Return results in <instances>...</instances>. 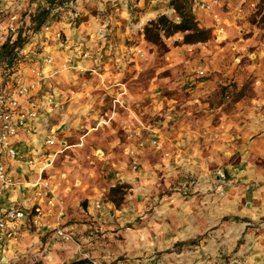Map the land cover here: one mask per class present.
Listing matches in <instances>:
<instances>
[{
    "label": "crops",
    "instance_id": "1",
    "mask_svg": "<svg viewBox=\"0 0 264 264\" xmlns=\"http://www.w3.org/2000/svg\"><path fill=\"white\" fill-rule=\"evenodd\" d=\"M5 1L0 0V9ZM126 1L73 0L79 17L77 27H70L69 22L61 18L52 25L53 32L61 31V39H54L52 33L44 34L43 48L53 57L55 54L64 58L69 55L71 60L67 67L72 69L84 62L83 55L87 53L84 51L89 46L95 52L90 53L96 55L90 57L91 61L97 63L102 54L99 44L107 39L99 36L108 25V95L113 102L136 105L147 101L150 103L146 108L148 114L157 113L162 106L156 126L151 125L140 141L129 142L125 135V156L130 171L124 165L113 171L109 193L123 184L140 190L144 189V184H149L152 194L139 192L135 197L141 201L137 211L142 210L153 196L155 202L162 203L154 209L153 217L160 220L168 218V223L161 225L156 220L152 242L144 240L141 246L139 243L137 246L144 250L169 251L167 254L127 255L125 259L113 262L114 258L108 255V208L112 202L108 203L106 195L103 198L102 189L97 188L92 172L90 177L78 170L70 175L64 168L49 172L51 165L47 164L60 150L52 153L53 148L45 147L43 142L47 137L57 141L56 130L62 123L57 126L54 121L61 122L68 113L66 100L49 88L48 92L40 91L42 94L36 91L37 96L42 103L43 97L51 95L58 106L57 111L49 113L48 108L41 105L36 120L13 142L16 149L37 164V168L6 158L8 177L14 186L1 190L0 204L30 212L35 205L43 207L46 197L41 194L35 196V193L47 186L55 189V196L62 202V215L45 217L40 225L25 228L18 240L0 244V264H89V261L98 264L110 261L113 264H264V180L258 176L260 167L250 160L254 152L262 153L264 157V148L261 152L264 144V30L255 28L256 23L247 25L245 20L241 22L245 9L255 3L250 0H219V6L211 13L190 8L198 27L211 34L213 31L214 37L205 43L192 45L183 44L182 37L167 38L168 50L164 55L158 57L149 46L144 50L143 63L140 64L142 61L132 57L126 48L145 49L143 34L138 38L132 34L142 33L152 13L143 14L130 25L126 19V5H123ZM136 1L137 8L147 10L162 0ZM106 5L108 19L105 21L87 12V8L102 10ZM119 10L123 18L117 19ZM168 12L174 13L172 8ZM87 14L88 18L82 21ZM135 39L136 43L128 41L134 42ZM103 52L107 54L106 50ZM53 65L41 68L44 79L49 80L55 74ZM62 67L65 68L64 63ZM143 70H148L145 83L136 81ZM200 71L204 76L198 75ZM248 78L252 81L247 87L252 89L248 97L252 102L250 108L241 110L242 99H236L238 101L228 106L220 103V93L243 90ZM177 86H185L189 92L182 105L188 106L184 108L171 94L165 93ZM55 114L54 120L50 119ZM175 118L176 127L170 126V120L175 121ZM134 129L140 128L129 127L125 132ZM153 138L161 139V144L169 141L167 149L162 150L168 153L167 159L157 150L151 151L149 143ZM130 147L137 152L136 171H132L126 154ZM235 154L239 161L231 164L229 160ZM218 173L224 177L220 178ZM158 174H161L165 185L179 184L185 192L189 189L198 192L189 195L172 193L164 197L158 194L154 197L152 175L155 178ZM155 182L162 187L161 180ZM35 183H38V188H28ZM209 188L217 193L205 192ZM97 201L101 204L99 209L95 208ZM230 217L233 220H226ZM58 227L69 232L74 242L55 239L53 230Z\"/></svg>",
    "mask_w": 264,
    "mask_h": 264
},
{
    "label": "rangeland",
    "instance_id": "2",
    "mask_svg": "<svg viewBox=\"0 0 264 264\" xmlns=\"http://www.w3.org/2000/svg\"><path fill=\"white\" fill-rule=\"evenodd\" d=\"M63 1L64 0H57V2L56 0H21L17 8L13 6L14 13L18 17V21L23 23L24 28L18 29L17 37H19V40L16 38L17 44L15 46L9 44L8 39L6 41L4 40L3 44L0 45V85L11 87L14 86L16 82L21 84L29 81L33 78L30 72L32 67L38 71H41V68L45 67V65L42 64L41 55L49 54L52 57V63H54L53 67L55 68L54 70H56L55 74L49 80L43 79L40 81L38 92H48L49 88L55 90L56 93L60 94V96L66 100V111H68V113L61 122L58 123V121H54L57 126L62 124L59 130H56L57 141L55 140L54 144L51 146L53 148L52 153L58 150H60V152L48 162L49 165H51L49 172L54 169L64 168L70 175L73 171L78 170L86 177H90L89 175L92 172L97 188L99 190L102 189L100 192L103 198L106 195L108 197V203L112 202V206L108 208V255L114 258L113 262L119 259H125L124 256L126 257L127 255L152 254L156 252L159 254H167L169 250H144L143 247L138 248L137 246L138 243L141 246L142 244L140 243L144 240L150 243L152 242L153 236L155 235L153 232V223L156 222V220L158 223L160 222L161 225L165 222L168 223V218L160 220L153 217L154 209L159 208L160 205L162 206L160 201L155 202L152 199L153 196L150 197L151 199L147 200L142 210L137 211L138 203L141 201L137 200L135 197L139 192H145L147 195L152 194L153 191L149 189V184H144L143 190L137 189L135 186L123 184V186H118L115 191L112 190L109 193L111 189L109 185L112 180L113 171L122 165L125 166L126 170L130 171L125 156L127 144L125 131L129 127H135L140 128L143 133H145L147 129H151V125L156 126L155 123L161 118L163 108L160 106L161 108L157 109V113L160 114H148V109L146 110V108L150 103L147 101L140 102L136 105L121 101L113 102L111 96L108 95V25L104 30H101L99 36L102 39H107L105 43L99 44V49L102 54L97 63L91 61L90 57H96V55L92 54L95 52H92L93 48L89 46H86L88 49L84 51L87 52L88 55L85 59H82L84 62L81 63L80 67L73 66L72 69L67 67L68 64H70L68 61L71 60V58L68 57L69 55L64 58L58 57V55L55 54L56 56L53 57L48 50H44L43 41L45 35L42 32V27L45 24H56L61 18H63L64 21L69 20V15L66 10H63L62 16L60 14L50 15L55 6H60V9L64 8ZM250 1L255 3V5L245 9L243 19H241V22L245 20V24L248 23L247 25H251L250 22H252L253 19H256L257 22L259 21V16H257L258 8L260 6L264 7V0ZM9 2L11 3V0L2 2L3 7L7 6ZM126 2L127 3L123 5H126L128 14L126 19H128L127 21L130 25L136 23L141 16H144L143 14H148V12L152 13L149 14L151 16L147 18L149 22L156 20L157 17L162 14L166 15L171 20H176L175 13L170 14V12H168L171 10V0L157 2L158 4H156V7H153V9L147 7V10L137 8L135 4H137L138 1L136 0H127ZM107 6L108 5L102 10H92L90 7L87 8V12H91L90 15L96 17L100 21H105L108 17ZM42 11L46 12L45 24L43 23L39 28L35 29L36 24L32 18ZM119 12L121 11L119 10L117 12V19L121 16ZM146 16L147 15H145V17ZM84 17H82V21L88 18V14ZM121 17L123 18V16ZM257 22L256 25H254L255 28L264 30V24ZM246 29H248V26ZM140 34H143V29L142 33L140 31L137 35L133 33L132 37L138 38ZM250 34L251 33L246 34L245 37ZM172 37H182V35L176 34ZM212 37H214L213 31L212 34L210 33V38ZM165 40V38L162 39L164 48H160L145 41V49H142L143 47L131 49V47L128 46L126 51L129 52L132 57H137L142 61L140 63L142 64L144 50H147L149 46L152 47L151 49L156 52L158 57L164 55L168 50ZM128 41L130 43H136V39L134 42L131 40ZM174 44H177V42H174ZM22 49H25L26 54L17 55ZM104 50L107 51V54L103 52ZM63 63L65 64V68L62 67ZM147 72L148 70H143L142 73L144 74L141 73V76L137 78L136 81L145 83L148 77ZM124 73L127 72L124 71ZM119 76H122V74ZM251 82L249 78L246 79L243 90L237 92L230 90L220 93V103H224L228 106L242 99L243 106L241 110L243 111L244 108H250L252 102L250 103L251 100L248 97L252 94V89H248L247 87ZM165 93L171 94L176 102L180 103V106L185 104V100L189 96V92L185 86H177L175 90L166 91ZM186 106H188V104L182 107L184 108ZM156 107H159V104ZM56 115L57 114H55L54 117H50V119L54 120ZM170 121V126L176 127L177 119L175 118V121ZM255 137L256 136L251 139ZM160 140L161 139H159V141ZM168 142L169 141L165 140L162 141L161 144L160 141L159 144L161 146L159 150L157 149L156 151V149L152 148L151 151H156L160 153L163 158L167 159L168 153L162 150L165 149V147L167 149ZM262 148H264V144L261 147V152L263 150ZM251 155L252 158H250V160L260 167L257 170L259 179L264 180L263 154L254 152L251 153ZM229 161L231 164L238 163V155L235 154ZM152 180L154 181L151 184L154 188V197L158 194L164 197L172 193L189 195L198 192L192 189L185 192L182 185L179 184L171 183L165 185V181L161 178V174L156 175L155 178L152 175ZM155 180H161L160 183L162 187L157 186ZM148 181H150V178H148ZM58 191L57 187V193ZM55 192L54 189V193ZM205 192L217 193L212 188L205 190ZM103 198L102 202H104ZM231 219L233 220L231 217L226 220ZM130 240L132 242H130ZM133 241H136L137 244H134ZM113 262L110 261L108 264H113Z\"/></svg>",
    "mask_w": 264,
    "mask_h": 264
},
{
    "label": "built area",
    "instance_id": "3",
    "mask_svg": "<svg viewBox=\"0 0 264 264\" xmlns=\"http://www.w3.org/2000/svg\"><path fill=\"white\" fill-rule=\"evenodd\" d=\"M20 2L21 0H11V3L9 2L7 6L0 9V45L7 39L9 44L14 45L18 36V29L24 28L23 23L18 21V17L14 13L13 8V6L17 8ZM188 2L191 10H200L207 13L213 12L214 8L219 6L220 3L219 0H188ZM63 7L60 9V6H55L50 15L60 14L62 16L63 10L66 9L69 15L68 22L70 27L76 28L79 17L74 8L73 0H64ZM42 32L43 34L52 33L53 38L56 40H60L62 36L61 31L53 32L52 25L50 24H45L42 27ZM24 54H26L25 49L17 53V55ZM87 56V53L83 55L84 58ZM41 61L43 65L49 66L52 64V57L49 54L41 55ZM30 72L33 78L29 82L21 84L16 82L11 87L0 85V192L2 189L14 186L8 177L5 164L6 158L20 164H25L33 169L37 168V164L33 160L27 159L22 151L14 147V140L22 130L36 120L37 111L41 105L46 106L49 113L55 110L57 111L58 108L54 104L51 95L43 97L42 103L39 101L40 97L37 96L36 91L39 89L40 81L45 77L41 71H38L34 67L30 69ZM198 75L200 77L204 76L203 71L198 72ZM126 138L129 142H138L143 138V131L141 129L128 131ZM53 144L54 141L50 137L45 138L43 142L45 147H51ZM149 144L153 149L157 150L160 148L156 138H153ZM126 154L130 160L132 171H136L138 166L136 150L130 147L127 149ZM47 165L49 166V163ZM218 176L220 178L224 177L221 173H218ZM38 183L29 185L28 188H38ZM40 194L46 197L45 202H43V207L35 205L30 212L12 206L2 207L0 204V244L18 240L25 228L40 225L45 217H60L62 215L63 205L55 196L54 189L43 186L42 191L38 192L37 190L35 196H40ZM100 207V202H95V208L99 209ZM53 232L55 239L66 243L74 242L72 235L61 227L54 229ZM89 264L98 263L89 261ZM155 264L173 263L155 262Z\"/></svg>",
    "mask_w": 264,
    "mask_h": 264
},
{
    "label": "trees",
    "instance_id": "4",
    "mask_svg": "<svg viewBox=\"0 0 264 264\" xmlns=\"http://www.w3.org/2000/svg\"><path fill=\"white\" fill-rule=\"evenodd\" d=\"M170 5L176 15V20H171L162 14L156 20L149 22L143 28V37L147 43L164 48L162 39L170 38L176 34L182 35V43L186 45L205 43L210 40V32L198 27L187 0H171ZM45 16L46 12L42 11L32 18L36 24L35 29L45 22ZM257 16H259V21L253 19L252 23L264 24V7L260 6L258 8ZM17 40H19V37H17ZM17 40L14 46L17 44ZM73 264H85V262H75Z\"/></svg>",
    "mask_w": 264,
    "mask_h": 264
},
{
    "label": "bare ground",
    "instance_id": "5",
    "mask_svg": "<svg viewBox=\"0 0 264 264\" xmlns=\"http://www.w3.org/2000/svg\"><path fill=\"white\" fill-rule=\"evenodd\" d=\"M220 37H223V36H220Z\"/></svg>",
    "mask_w": 264,
    "mask_h": 264
}]
</instances>
